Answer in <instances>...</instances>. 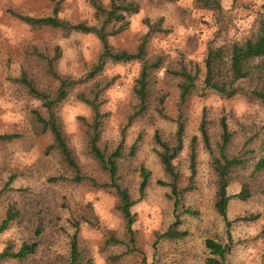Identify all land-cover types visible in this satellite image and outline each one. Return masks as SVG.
<instances>
[{
  "label": "rangeland",
  "instance_id": "obj_1",
  "mask_svg": "<svg viewBox=\"0 0 264 264\" xmlns=\"http://www.w3.org/2000/svg\"><path fill=\"white\" fill-rule=\"evenodd\" d=\"M128 1L138 3L140 10L130 16L126 29L109 36V43L114 49L136 52L142 36L153 26L148 54L161 56L164 62L154 71V102L145 114L137 113L134 93L141 68L138 60L108 58L95 72L103 51L97 33H65L58 27L28 24L15 15H53L58 6L59 18L96 25L90 0H0V134H20L13 140H0V224L10 207L19 213L0 232V254L17 252L24 243L38 244L24 259L1 257L0 264H77L72 255L76 230L78 264H212L209 259L216 256L207 239L229 247L225 258H219L221 264H264V165L256 169L264 160V104L257 97L222 96L203 83L208 48L255 37L264 0H220L216 9L201 7L200 0ZM184 65L196 66L200 73L198 87L181 104V79L173 72ZM23 71L37 88L50 93L52 100L57 98L63 80L71 79L74 85L68 96L49 110L18 81ZM92 88L104 90L105 98L100 106L104 124L99 145L107 157L119 150L118 182L135 201V245L129 242L116 189L102 185L110 181V173L90 152L88 132L93 110L78 94ZM162 95L166 96L165 115L158 111L161 105L157 99ZM35 112L44 117L53 112L79 163L78 172L50 147L52 134L40 130ZM223 116L232 132L226 154L242 160L233 168L227 187L230 224L215 206L217 174L200 130L205 118L214 153L219 155ZM179 120L184 122L185 132L183 148L173 160L179 189L175 194L172 176L159 156L162 148L156 133L173 144ZM194 136L197 171L192 177ZM142 167L150 171L143 195ZM246 185L250 196L243 200L235 194ZM177 218V229L183 235L161 237ZM111 235L122 243L108 242Z\"/></svg>",
  "mask_w": 264,
  "mask_h": 264
},
{
  "label": "trees",
  "instance_id": "obj_2",
  "mask_svg": "<svg viewBox=\"0 0 264 264\" xmlns=\"http://www.w3.org/2000/svg\"><path fill=\"white\" fill-rule=\"evenodd\" d=\"M56 3V0H51ZM92 6L95 9V15L98 20V24L89 25L86 22L73 23L67 20H63L57 16V7L54 9L53 15L48 16H30L21 13L15 15L24 22L35 26H52L62 28L65 33H69L72 30L81 31L84 33L94 32L97 33L103 44V51L99 56V61L96 64L95 72L101 70L108 58L116 61H131L138 60L141 63L139 76L136 78L134 93L137 98L138 114L146 113L150 105H153V83H155L154 71L163 67V59L158 55H149L147 46L149 34L154 30L153 26H149L148 32H146L141 40L136 52H130L125 49H114L109 43V36L115 35L118 32L126 29L130 23V16L136 14L140 10V6L136 2H130L128 0H109L108 4H105L101 0H90ZM201 7H207L216 9L220 7V0H200ZM57 5V4H56ZM112 25L111 29L107 28L108 25ZM259 31L255 37L246 39L243 42H233L228 46H210L207 51V55L204 59V86L208 89L216 91L225 97H234L236 95H244L249 97H257L264 104V13L260 16ZM195 69V70H194ZM188 67L186 65L181 66L180 69L175 70V73L180 77L181 81L178 83L180 89V102L185 103L188 96L198 87L197 79L199 77L200 68ZM24 72V71H23ZM18 81L24 83L30 92V94L40 98L43 104L51 110L53 103L61 101L66 98L74 85L71 79L63 80L62 86L59 89V93L56 99L52 100L50 93L45 90L36 87L34 82L29 78L26 72L18 78ZM79 81V80H78ZM83 81V80H82ZM77 82V81H75ZM243 82H246L248 86H245ZM157 97V96H156ZM78 98L87 103L93 110L92 122L89 124L90 129L88 132V142L90 152L98 159L104 167H106L110 173V181L105 182L102 185L105 187H114L119 196L118 209L123 215L126 225V232L130 244L135 245V214L132 211V206L135 201L132 199L130 191L123 187L118 182V162L119 150H116L110 156H106L105 152L101 149L99 142L103 131V113L101 111V104L104 101V90L90 89L88 92H80ZM166 96H159L157 101L161 105L158 108L160 114H164L163 103ZM36 113L37 120L41 123V131H50L53 137V143L51 148L56 149L61 154L64 163L75 170L79 171L80 166L74 155L72 148L69 146L67 137L57 121L53 112H50L48 117H44L39 112ZM221 127V145L219 155L214 153L212 136L209 129V124L204 118L200 124V130L204 141L205 148L211 153L213 158V167L217 174V198L216 209L223 216L227 224L231 221L227 216V207L231 195L228 194L227 187L229 185L230 174L233 168L242 163L241 158L229 157L226 154L227 145L232 141V132L229 130V126L225 116L220 119ZM185 126L182 120H179L178 128L176 131V137L173 144L167 140H163L159 133H156V141L162 148L159 152L161 162L166 172L172 176L171 187L173 193L177 194L179 189L177 185L178 174L175 171V165L173 160L179 155V152L183 148L184 143ZM18 133H2L0 134L1 141L13 140L18 138ZM197 138L194 136L191 141V169L192 177L195 176L197 171ZM137 146V142L133 144L134 150ZM49 147V148H50ZM264 160H261L256 169L263 167ZM142 181L140 185V192L143 195L147 185L149 184L150 171L142 167L141 169ZM12 179L9 181L11 182ZM237 197L245 200L250 196V190L246 186L242 188V191L235 194ZM179 204V200L176 199V207ZM18 210L14 206L10 207L7 216L0 224V232L5 230L12 220L18 215ZM180 219L177 218L174 223L169 227L167 231L161 234V237L177 238L183 235L179 232L177 226ZM107 241L112 244L122 243V240L111 235L107 238ZM128 242V243H129ZM206 244L211 253L215 255V258H210L209 261L212 264H221L219 258L224 259L226 253L229 251V247L216 242L213 239H207ZM37 242L32 244L24 243L19 251L11 252L5 250L0 254L1 257H13L24 259L28 255L32 254L37 248ZM72 255L74 263H80V250L78 245V230L72 236Z\"/></svg>",
  "mask_w": 264,
  "mask_h": 264
}]
</instances>
